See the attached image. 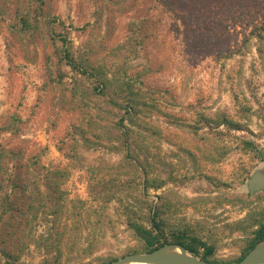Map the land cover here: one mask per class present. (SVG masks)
I'll return each mask as SVG.
<instances>
[{
  "label": "rangeland",
  "instance_id": "374dc122",
  "mask_svg": "<svg viewBox=\"0 0 264 264\" xmlns=\"http://www.w3.org/2000/svg\"><path fill=\"white\" fill-rule=\"evenodd\" d=\"M47 1L57 16L67 25H73L71 40L74 49L82 53L91 50L87 54L91 64L106 63L113 71L112 62L118 60L120 63L125 54L136 55L126 60L128 66L132 65L126 76L134 77L139 72L144 74L136 87L156 92L157 103L164 112L161 115L153 112L148 115L146 112V121L162 128L165 134L159 152L149 141L151 153L159 154L163 162L150 168L147 166L149 178L160 175L166 181L161 190H150L149 197L156 202V196H168L170 201L175 202V209L167 213L171 225L201 224L209 227L203 230L202 235L205 240L218 244L216 257L226 261L236 259L241 254L246 236L241 232L230 233L225 226H232L249 213L264 209V197L249 206H242L240 202L219 203L215 199L232 194L251 195L244 188L247 178L264 163V67L254 41L247 48H242L252 27L261 25L262 20L249 26L234 27L233 38L228 45L234 52L231 58L218 61L207 57L193 65L187 54L189 44L193 43L191 35L188 40L186 25L170 11L166 0ZM97 10L102 12L103 23L110 22L113 29V37L102 52H99V42L103 37L98 28L93 27L100 14ZM132 21L138 25L137 43L117 53L113 48L132 35L129 29ZM11 30L10 20L0 19V142L11 146L19 141H28L25 143L26 155L46 147L41 164L50 168H65L70 172L65 184L68 196L57 226L63 232L62 264H99L107 258L122 257L131 250L140 251L138 240L126 226L125 206L135 201L122 196V199L101 209L97 202L91 200L88 190L90 181L108 178L114 172L107 165L120 162L123 154L97 139L87 126L85 130L88 132L84 134L77 129L83 123L85 126L81 110L86 108L88 100H75L78 109L74 111L69 105L60 107L57 103L59 92L52 95L44 93L40 63L52 53L50 44L46 45L45 39L33 42L29 35L22 39V43ZM105 31L104 25L101 32L106 34ZM66 69L70 70V67ZM158 96L175 100L177 105ZM38 98L47 99V102ZM144 99L147 103L151 102L150 98ZM242 106L250 108L252 117L242 121L248 129L233 131V134L253 142L254 145L247 151L238 146V139L220 141L215 135L207 133V127L200 130V134L205 136L200 141L187 127H177L166 115L176 114L182 125L194 124L198 114L214 117L219 111H226L234 120H240L238 111ZM10 117L21 120L15 137L1 129ZM175 133L179 138L173 137ZM169 135L174 143L168 141ZM157 136L160 137L159 134ZM83 137L89 138L92 143L85 144ZM99 141L105 145L95 147L94 142ZM180 141L184 142L185 150L195 156L174 145ZM195 142H199L201 147L190 144ZM208 142L225 144L229 152L225 156L216 155L215 147L209 146ZM74 146L77 153L69 159L67 154ZM205 152L212 153L211 158L216 157L217 160L203 156ZM145 153L146 149L142 148V159ZM152 159L149 158L151 162ZM126 170L130 172V168ZM74 207L76 213H73ZM43 230L44 227L40 226L38 232ZM32 250L31 255L24 256L23 260L28 264H39L43 256L34 248Z\"/></svg>",
  "mask_w": 264,
  "mask_h": 264
},
{
  "label": "trees",
  "instance_id": "16d2710c",
  "mask_svg": "<svg viewBox=\"0 0 264 264\" xmlns=\"http://www.w3.org/2000/svg\"><path fill=\"white\" fill-rule=\"evenodd\" d=\"M166 5L186 25L188 40L189 34L191 35L193 43L189 44L187 54L189 62L193 65L207 57L218 61L231 58L234 52L228 45L233 38L234 27L249 26L257 20H262L261 25L252 27L242 48H247L248 44L254 41L264 67V0H166ZM99 13L93 27L98 28V33L103 37L99 42V52H102L113 37V29L110 22L103 23L102 12ZM0 19L10 20L11 32L22 43V39L29 35L33 42L45 39L46 45L50 44L52 53L46 55L40 63L44 77V93L52 95L56 91L59 92L57 103L60 107L66 108L69 105L74 111L78 109L75 100H88L86 108L81 110L85 126L83 127V123L77 129L83 134L92 132L97 139L107 142L110 147L123 154L120 162L107 165V168L114 172L112 171L108 178L90 181L88 190L91 200L97 202L101 209L117 199H122V196L135 201L125 206L126 226L138 240L141 249L131 250L126 255L150 253L165 244H180L194 256L206 261L236 263L243 260L264 239L262 209L249 213L246 218L232 226H225L230 233L241 232L246 237L241 254L236 259L221 260L216 257L218 244L205 240L202 235L203 230L210 229L209 227L201 224L173 226L168 221L167 213L175 209V202L170 201L164 194L156 196V202L149 197L150 190L159 191L166 185L160 175L149 178L148 170L153 164L163 163L159 154L151 153L150 145L159 152L161 140H164L162 136L165 134L162 128L146 121V112L148 115L152 112L161 115L164 112L157 103L156 92L136 87L137 82L141 83L140 77L144 74L139 72L134 77L126 76L127 70L132 67L128 66L126 60L136 55L125 54L120 63L118 60L112 62L115 67L113 71L108 69L106 63L91 64L87 58L91 50L82 53L74 49L71 40L73 25H67L65 20L57 16L47 0H0ZM104 25L106 34L101 32ZM129 29L131 37L113 48L117 53L126 51L128 46L136 45L137 23L130 22ZM66 67H70V70ZM146 97L150 98L151 102L147 103L144 99ZM38 99L47 102V99ZM159 99H166L172 105H177L175 100L163 96ZM238 112L240 120H234L226 111H219L214 117L198 114L194 124L183 125L179 123L176 114L166 115L177 127H187L200 141L205 137L200 134V130L207 127V133L215 135L216 139H238V146L247 151L254 145L253 142L235 136L233 131L248 129L242 121L250 120L252 115L250 108L246 106H242ZM20 125L19 118L10 117L2 124L1 129L15 137ZM86 126L88 131L85 130ZM177 134L173 137L179 138ZM168 137V141L172 143V137ZM82 140L85 144L92 143L89 138L83 137ZM102 141L94 142L95 147L105 145ZM157 141L160 143L157 144ZM10 142L13 143V139ZM25 143L29 142L19 141L11 146L0 142V264H28L23 257L31 255L33 248L43 256L39 264H62L63 232L57 226L68 196L65 184L70 172L65 168H50L41 164L47 151L46 147L26 155ZM208 143L209 146L215 147L216 155L218 153L225 156L229 152V147L225 144ZM190 144L201 147L199 142ZM174 145L183 148L184 153H191L185 150L183 141ZM142 148L147 151L144 159L140 155ZM71 151L67 154L69 159L75 157L76 147ZM202 155L213 157L212 153L205 152ZM191 156L195 154L191 153ZM149 158L154 159L151 162ZM215 158L211 160H217ZM126 168H130V172ZM98 173L101 174L100 169ZM261 197H264V193L256 198L251 195L232 194L215 200L219 203L240 202L242 206H249ZM80 203L85 204L83 201ZM73 213H76V207ZM40 226L44 227L41 233L38 232ZM122 257L107 258L99 264H110Z\"/></svg>",
  "mask_w": 264,
  "mask_h": 264
},
{
  "label": "water",
  "instance_id": "95a60500",
  "mask_svg": "<svg viewBox=\"0 0 264 264\" xmlns=\"http://www.w3.org/2000/svg\"><path fill=\"white\" fill-rule=\"evenodd\" d=\"M245 191L256 195L264 192V163L258 166L245 183ZM221 264L194 256L180 244H165L150 253L126 255L110 264ZM227 264H264V239L243 260Z\"/></svg>",
  "mask_w": 264,
  "mask_h": 264
},
{
  "label": "flooded vegetation",
  "instance_id": "af4514ba",
  "mask_svg": "<svg viewBox=\"0 0 264 264\" xmlns=\"http://www.w3.org/2000/svg\"><path fill=\"white\" fill-rule=\"evenodd\" d=\"M248 179V178H247ZM262 193H264V192H261V193H259V194H262ZM259 194H256V195H259ZM252 195V194H251ZM256 195H252V196H256Z\"/></svg>",
  "mask_w": 264,
  "mask_h": 264
},
{
  "label": "bare ground",
  "instance_id": "6f19581e",
  "mask_svg": "<svg viewBox=\"0 0 264 264\" xmlns=\"http://www.w3.org/2000/svg\"><path fill=\"white\" fill-rule=\"evenodd\" d=\"M135 264H143V263H135Z\"/></svg>",
  "mask_w": 264,
  "mask_h": 264
}]
</instances>
